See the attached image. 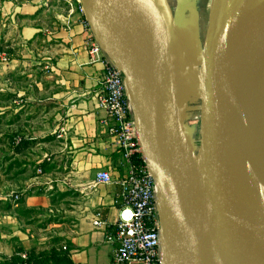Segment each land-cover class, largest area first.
I'll return each mask as SVG.
<instances>
[{"label":"water","instance_id":"95a60500","mask_svg":"<svg viewBox=\"0 0 264 264\" xmlns=\"http://www.w3.org/2000/svg\"><path fill=\"white\" fill-rule=\"evenodd\" d=\"M108 58L119 60L95 30ZM180 5V0H178ZM209 24L193 80L203 111L195 151L175 87L172 45L180 20L168 0H114L116 28L138 61L127 93L141 153L156 177L161 261L167 233L187 264H262L264 253V109L244 90L249 51L264 39V0H211ZM145 33L142 44L136 33ZM193 73V72H192ZM125 82L127 75L123 72ZM193 83V82H192ZM191 83V85H192ZM190 86V85H189ZM198 152L192 193L173 168V135ZM226 201L231 212L216 208Z\"/></svg>","mask_w":264,"mask_h":264},{"label":"crops","instance_id":"0c3cea01","mask_svg":"<svg viewBox=\"0 0 264 264\" xmlns=\"http://www.w3.org/2000/svg\"><path fill=\"white\" fill-rule=\"evenodd\" d=\"M81 3L84 5L83 0ZM1 7L2 16L18 27L17 35L24 45L41 46L42 60L50 66L52 85L57 88L52 97L61 109L62 120L54 130L56 156L47 160L56 169L44 175L49 182L55 180L56 186L48 184L39 205L56 213L71 264H110L115 246L107 242V225L119 216V180L127 168L109 134V117L99 101L109 58L91 60V45L98 41L78 4L67 0H2ZM101 170L112 172V184L95 185ZM27 174L20 183L27 185ZM3 179L1 174L0 183ZM30 198L27 205H33ZM97 212L103 215L100 228L93 224Z\"/></svg>","mask_w":264,"mask_h":264},{"label":"rangeland","instance_id":"374dc122","mask_svg":"<svg viewBox=\"0 0 264 264\" xmlns=\"http://www.w3.org/2000/svg\"><path fill=\"white\" fill-rule=\"evenodd\" d=\"M168 2L180 20L172 45L175 87L197 151L203 106L193 76L208 29L211 0ZM1 5L2 0L0 9ZM18 30L0 10V175L5 177L0 183V197L5 198L0 199V263L29 252L35 264L39 260L53 264L65 256L67 242L56 213L39 204L48 184L56 186L55 180L49 182L44 175L56 169L47 160L56 156L54 130L62 120L61 109L52 97L57 88L52 85L50 66L42 60L41 46L24 45ZM25 172L27 185L20 183ZM28 197L33 205H27Z\"/></svg>","mask_w":264,"mask_h":264},{"label":"built area","instance_id":"2783aa9c","mask_svg":"<svg viewBox=\"0 0 264 264\" xmlns=\"http://www.w3.org/2000/svg\"><path fill=\"white\" fill-rule=\"evenodd\" d=\"M67 1L78 4L79 12L84 14L85 7L81 0ZM86 24L89 25L88 20ZM90 55L93 62L106 56L97 42L91 45ZM100 84V106L109 117V134L122 154L127 168L119 180L122 186L119 216L116 222L107 225V242L115 246L110 264H160L156 177L141 153L123 72L110 59L106 63ZM113 182L114 178L109 170H101L96 175V186ZM102 217V212L95 214L93 224L96 228L104 225ZM20 258V264H31L28 253H21Z\"/></svg>","mask_w":264,"mask_h":264},{"label":"bare ground","instance_id":"6f19581e","mask_svg":"<svg viewBox=\"0 0 264 264\" xmlns=\"http://www.w3.org/2000/svg\"><path fill=\"white\" fill-rule=\"evenodd\" d=\"M114 0H88V10L92 16V23L107 48L119 60V69L127 75L126 89L130 90V80L135 72L138 61L132 51L124 42L116 28L114 10ZM257 0H244L246 6L250 7ZM136 38L143 43L145 33H136ZM244 72V90L240 92L241 96L247 98L248 104L255 96L262 98V107L264 109V39L256 44L248 53L245 62ZM179 127H176L173 135V168L178 180L184 187L192 193L197 189L196 164L198 152L190 154L180 137ZM216 208L231 212L230 207L224 200L216 205ZM167 254L164 258V264H187L180 247L174 241L170 233H167ZM262 264H264V253L262 255Z\"/></svg>","mask_w":264,"mask_h":264},{"label":"trees","instance_id":"16d2710c","mask_svg":"<svg viewBox=\"0 0 264 264\" xmlns=\"http://www.w3.org/2000/svg\"><path fill=\"white\" fill-rule=\"evenodd\" d=\"M142 162H143V160H142ZM157 208H158V207H157ZM26 253H28V255H29V262H30L31 264H35V261H34V259H33L32 254L29 253V252H26ZM14 259H15V260H13L12 262H10V261H6V262L0 263V264H20L21 261H22V258H20V255L17 256L16 258H14ZM47 261H49V260H39L37 263H39V264H49V262L46 263ZM65 262H66L67 264H71V263H72V262H70L69 259H68L67 252H65V256H63L62 258H59V260H58L56 263L53 262V264H61V263H65ZM50 264H51V263H50Z\"/></svg>","mask_w":264,"mask_h":264}]
</instances>
